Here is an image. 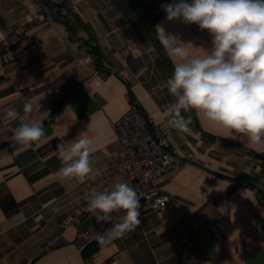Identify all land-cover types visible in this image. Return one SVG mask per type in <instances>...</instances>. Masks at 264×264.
<instances>
[{
	"label": "crops",
	"instance_id": "0c3cea01",
	"mask_svg": "<svg viewBox=\"0 0 264 264\" xmlns=\"http://www.w3.org/2000/svg\"><path fill=\"white\" fill-rule=\"evenodd\" d=\"M62 1L69 10L62 8L51 24L36 0H0V264H264V143L226 138L194 111L183 113L191 118L189 132L170 128L169 149L182 163L156 182L175 200L140 212V225L122 239L99 243L123 215L97 222L84 199L118 148L111 121L136 107L156 127L165 125L163 111L174 102L166 88L173 63L166 54L172 68L160 69L153 43L122 22L110 0L50 3ZM76 15L93 28L100 65L94 59L75 64L89 52L87 30L71 31L63 21ZM157 25L198 47L196 54L211 48L212 37L196 24L168 21L163 12L156 32ZM27 101L37 106L30 119L50 113L44 143L12 139ZM8 107L20 113L17 120L3 119ZM86 132L93 141V174L99 175L61 182L57 145ZM241 172L254 183L237 181Z\"/></svg>",
	"mask_w": 264,
	"mask_h": 264
},
{
	"label": "clouds",
	"instance_id": "9594fccd",
	"mask_svg": "<svg viewBox=\"0 0 264 264\" xmlns=\"http://www.w3.org/2000/svg\"><path fill=\"white\" fill-rule=\"evenodd\" d=\"M161 8L168 21L196 24L212 37L211 48H201L203 54H196L198 47L157 25L159 43L173 63L166 88L174 102L163 111L165 127L189 132L191 118L183 113L194 111L226 138L264 143V0H175ZM36 107L31 101L24 104L25 120L13 133L15 143L46 142L43 123L50 113L40 111V119L32 120L30 114ZM19 115L15 107H8L3 119L14 121ZM93 151L87 132L58 144L61 182L94 181L99 173L93 174ZM84 199L97 222L110 223L112 213H123L119 222L99 235L101 244L122 239L141 223V196L132 184L116 180L106 190L91 189ZM166 199L159 200L164 203Z\"/></svg>",
	"mask_w": 264,
	"mask_h": 264
},
{
	"label": "built area",
	"instance_id": "2783aa9c",
	"mask_svg": "<svg viewBox=\"0 0 264 264\" xmlns=\"http://www.w3.org/2000/svg\"><path fill=\"white\" fill-rule=\"evenodd\" d=\"M36 2L53 24L56 12L44 0ZM91 60V54L85 53L75 58V64L79 67ZM118 73L124 75L122 71ZM111 126L117 135L118 148L110 154L108 171L96 189L106 190L116 180L132 184L141 196V213L159 210L175 200L172 193L156 186L157 180L166 171L182 163V159L169 149L168 141L172 130L165 125L156 127L151 116L136 107L125 110L118 119L111 121ZM161 197L167 198L164 203L159 200ZM117 214L119 213L111 215ZM189 221L197 226V217H191ZM205 229L200 227V231Z\"/></svg>",
	"mask_w": 264,
	"mask_h": 264
},
{
	"label": "trees",
	"instance_id": "16d2710c",
	"mask_svg": "<svg viewBox=\"0 0 264 264\" xmlns=\"http://www.w3.org/2000/svg\"><path fill=\"white\" fill-rule=\"evenodd\" d=\"M116 5V7L122 13V22H129L135 33L144 39H149L156 48L158 57L156 59V64L160 69L168 68L171 69L172 65L168 60V57L159 43L158 35L155 29V24L164 10L161 8L162 4H167L169 0H110ZM52 9L55 8L56 15H59L62 8L69 10L64 3H50V0L45 2ZM74 20H71L68 16H65L63 21L66 23L67 27L71 31L79 26L84 27L88 32V37L84 40L86 46L88 47V53L91 54L92 59L97 65L101 64L102 53L100 46L97 42V38L93 32V28L89 23L83 22L78 15L74 16ZM205 134V133H204ZM212 136V135H211ZM5 144V143H4ZM259 155V154H257ZM263 156V155H259ZM237 181L244 182L247 184H253V177L247 173H238L234 176ZM87 250V249H86ZM90 251L87 250L86 254Z\"/></svg>",
	"mask_w": 264,
	"mask_h": 264
},
{
	"label": "rangeland",
	"instance_id": "374dc122",
	"mask_svg": "<svg viewBox=\"0 0 264 264\" xmlns=\"http://www.w3.org/2000/svg\"><path fill=\"white\" fill-rule=\"evenodd\" d=\"M264 186V185H263Z\"/></svg>",
	"mask_w": 264,
	"mask_h": 264
}]
</instances>
